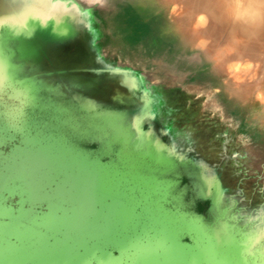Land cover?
<instances>
[{"label": "rangeland", "instance_id": "374dc122", "mask_svg": "<svg viewBox=\"0 0 264 264\" xmlns=\"http://www.w3.org/2000/svg\"><path fill=\"white\" fill-rule=\"evenodd\" d=\"M2 2L1 37L10 34L11 18L48 35L37 42L53 66L122 70L82 85L95 97L80 99L82 88L71 87L58 99L71 103L83 137L93 135L83 147L104 161L137 164L150 182L149 202L175 212L176 246L164 264H264V41L253 46L236 33V10L221 27L194 8L187 23L193 37L171 54L168 25L187 10L181 0H65L64 8L53 0ZM52 21L71 28V38L59 37ZM26 76L0 75L3 133L52 109L48 98L28 107ZM123 264L147 263L125 253Z\"/></svg>", "mask_w": 264, "mask_h": 264}, {"label": "water", "instance_id": "95a60500", "mask_svg": "<svg viewBox=\"0 0 264 264\" xmlns=\"http://www.w3.org/2000/svg\"><path fill=\"white\" fill-rule=\"evenodd\" d=\"M6 24L10 34H0V75L29 71L28 107L36 109L48 98L52 109L9 133L0 131V264H123L125 253L164 264L176 246L170 234L175 212L149 202L150 182L142 180L137 164L104 161L88 148L93 135L83 137L71 103L58 99L68 88L122 70L53 66L51 53L37 42L48 35L17 27L11 18ZM82 90L80 99L96 95ZM103 107L98 110H110ZM150 230L159 235L146 241Z\"/></svg>", "mask_w": 264, "mask_h": 264}, {"label": "bare ground", "instance_id": "6f19581e", "mask_svg": "<svg viewBox=\"0 0 264 264\" xmlns=\"http://www.w3.org/2000/svg\"><path fill=\"white\" fill-rule=\"evenodd\" d=\"M11 0H3L2 6L5 7L7 3H9ZM54 3L57 6L63 7L64 8V1L65 0H53ZM184 4L187 5V10L179 17L178 22L174 25H168V30H169V36L170 37V45H172L173 50L171 51V54H177V43H183L186 40H191L192 35L191 31L188 28V20L190 18V15L194 8H202L206 10L208 14V19L210 21H213L216 23V25H220L221 27L223 26L224 21L228 17L233 16L236 10L235 6V0H181ZM72 9H76V3L71 2L68 3ZM245 4H247V0H245ZM254 6H258L254 5ZM4 12V11H3ZM64 12H68L71 14L70 11H66L64 9ZM3 16L1 17L0 22H2L5 18V13L2 14ZM7 19V18H5ZM0 23V24H1ZM263 24V18L259 19L255 22L244 18V19H237L235 21L236 24V30L237 34L241 35L243 34L244 36H247L252 43L253 46L259 45L262 41H264V30H262V24ZM52 28H54L56 34L59 35L63 40H68L70 39L73 32L71 28L59 25L55 22L52 21L51 23ZM16 37L14 36V39ZM232 39V38H230ZM179 51V50H178Z\"/></svg>", "mask_w": 264, "mask_h": 264}, {"label": "clouds", "instance_id": "9594fccd", "mask_svg": "<svg viewBox=\"0 0 264 264\" xmlns=\"http://www.w3.org/2000/svg\"><path fill=\"white\" fill-rule=\"evenodd\" d=\"M258 6H254L257 5ZM236 19L247 18L253 22L264 18V0H235Z\"/></svg>", "mask_w": 264, "mask_h": 264}]
</instances>
